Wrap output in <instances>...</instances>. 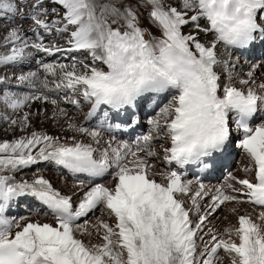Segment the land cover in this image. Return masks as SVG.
Returning <instances> with one entry per match:
<instances>
[{"label":"snow or ice","instance_id":"obj_1","mask_svg":"<svg viewBox=\"0 0 264 264\" xmlns=\"http://www.w3.org/2000/svg\"><path fill=\"white\" fill-rule=\"evenodd\" d=\"M257 47L264 0H0V67L36 64L11 84L0 77V118L22 133L0 140V264H264V210L201 235L226 203L234 214L264 209V57L243 75L233 59ZM33 101L53 105L72 134L29 131ZM61 102L87 109L85 121L103 110L102 124L84 126ZM146 103L148 130L118 139L112 130L139 126ZM231 144L247 158L243 178L229 173L213 189L174 170L210 169ZM153 160L172 169L156 171ZM41 163L76 177V191L56 188ZM80 174L111 183L85 186ZM33 200L52 222L8 215ZM97 209L114 222L98 219L100 242L88 244L77 221Z\"/></svg>","mask_w":264,"mask_h":264},{"label":"rangeland","instance_id":"obj_2","mask_svg":"<svg viewBox=\"0 0 264 264\" xmlns=\"http://www.w3.org/2000/svg\"><path fill=\"white\" fill-rule=\"evenodd\" d=\"M185 30H188V29H185ZM233 56H237V55L234 53ZM240 61H242V60H240ZM51 62H53V61H51ZM242 62H244V61H242ZM65 63H67V62H65ZM33 68H34V66H32V69ZM11 69H14V68H10L9 67V68H7V70H5L4 67H0V77H7V78H9V81H12L13 75H11V72H10ZM247 69H248V66L246 68H243V67H240L239 66V67H237L235 69V73L236 74H239V75H243L244 72L247 71ZM21 70L22 69H19L18 68L17 71H14L13 70V73L15 75H19L20 72H21ZM24 71L26 72L27 70H24ZM261 72H264V70L258 71L256 73L257 77H260L261 76ZM12 91H14V90H12ZM16 92H21V91H16ZM61 106L62 107H67L68 110L69 109L74 110L73 111L74 112L73 117L76 119L77 122L81 123V121H79L78 117L81 116V115H83V112L82 111H81V115L80 114L78 115L77 112L79 110L75 109L74 107L65 105V104H63V102H61ZM53 108H54V106L51 105L50 103H47V102H43V101H39V102L33 101V102H31L30 106L28 108L24 109V111H31L32 113L39 112V115H33L31 117V125H32V128L29 129V131H31V130H37L38 129V130H44V131H46L49 134L61 135L62 137L63 136L64 137L70 136L72 133L67 130V121H59L58 122L57 120L53 119V116H52ZM150 109H152V108H150ZM2 112H3V109H0V114H2ZM153 115H155V111L154 112L152 111V112L143 113L142 116H140V120L142 122L143 119H145V118L148 119L150 116H153ZM141 117H143V119H141ZM60 125H63V127H61ZM84 126L89 127V128H98V124L96 122H94V123H88V124H85L84 123ZM142 133H144V132H142ZM21 134L22 133H21L19 127H16L15 129L9 128L8 121L0 118V140H3V139H9L10 140L13 137L19 136ZM241 152H242V154H240ZM242 156H243V151H239L237 149L236 150V153L234 155V158H233V160L231 162V167H234V168L237 167V169L235 170V173H236L237 177H239V176L241 177V174H242V170L239 167L241 163H244ZM240 160H242V161H240ZM155 161H156L155 162L156 169H158V171H166L164 168H162L163 166L160 164L161 163L160 160H158V161L155 160ZM152 163H154V162H152ZM238 163H239V165H238ZM157 165H160L162 167L157 166ZM44 166L39 165L38 166L39 167V170L41 172H43V174L48 175V173L46 172L47 166H45V167ZM245 166H247V164ZM34 171H36L35 168L26 169L23 172L19 173L17 177H18V179L21 178V177L30 178L32 176V174H33ZM50 171H51V175H55L56 174L52 170H50ZM56 175L59 176V174H56ZM46 178H49L50 180L52 179L51 181L54 184V186L56 188L60 189L65 194H71V192L76 191V188L74 187L76 185V182L74 183L70 179L68 180L67 177H65V180L66 181H64V183L63 182H60L59 180L54 179V177L52 178L49 175L46 176ZM156 179L159 181L160 180V177L157 176ZM185 180H191V179H185ZM206 180H203L202 182H205ZM97 183L110 184L111 183V177H108L105 180H103L101 182H97ZM79 198H80L79 196H76L75 197V199H77V200ZM184 199L186 201V204H190V200H188V198L185 197ZM209 202H210V196L205 198V200L203 201V204H207ZM234 206L235 205L230 204V207L231 208H233ZM230 207L228 206V204H225V205L221 206L214 214H212L209 217V220H208L209 222L207 224V227H205V229H204V233H201V235H204L205 233H207L209 231V229H214V230H218L219 229L218 231H221V230H223V228H226V227H235L234 225L236 224L237 216L241 212H245V211L248 210L247 212L252 213L253 214V218L255 219L256 215H258V213L260 211H262V210L259 211V209L253 211L252 209H250L251 208L250 205L245 204V205H242V206H237L238 209H239L238 214H234V213H232L230 211L231 210V209H229ZM34 209H36V211H37V208H34ZM37 213H40V212H37ZM31 214H34V213H31ZM37 218H39L40 220L42 218L45 219V217H43V216H41V218H40V217H36V216L33 215V219H37ZM98 219H104V220H106L109 223H113L114 222L112 220V218H110V217L107 216V214H102L101 210L100 209H97L95 211V213H91L86 218L81 219V220H79L77 222L78 224L87 227L88 228V231L91 233V235H83V236H81V234L78 232L77 233L78 238L83 239L85 241V243H88V244L99 243L100 242L99 241V237L96 234V232L93 230V227H92L94 224H96V222L98 221ZM193 219H195L194 216H193ZM85 221H87V224H85ZM211 221L214 224H211L212 223ZM221 254H223V253H221Z\"/></svg>","mask_w":264,"mask_h":264},{"label":"bare ground","instance_id":"obj_3","mask_svg":"<svg viewBox=\"0 0 264 264\" xmlns=\"http://www.w3.org/2000/svg\"><path fill=\"white\" fill-rule=\"evenodd\" d=\"M145 23L147 24V21H145ZM185 31H188V30H185ZM260 58L258 59V61L262 58L261 56H259ZM43 59L44 60H59L60 62H66L67 61V58L66 57H61V56H57V57H47V56H44L43 57ZM51 62V61H50ZM49 62V63H50ZM32 66H34V68L33 69H35V67H36V65L35 64H32ZM5 70H7V68H5ZM13 70L14 69H11V75H13L14 73H13ZM264 70V69H263ZM15 71V70H14ZM150 108H152V106L150 107ZM69 111V113L73 116L74 115V110H72V109H69L68 110ZM87 111V109H84V110H82V112H83V115H81V116H79L78 117V119H79V121H85L84 120V113ZM76 114V113H75ZM98 119H96L95 121L96 122H98V123H101L102 124V122H103V114H99V116L97 117ZM121 119H124V117L122 116L121 117ZM94 120H92L91 122H93ZM90 122V123H91ZM111 122H113V121H109V123H111ZM115 122H119V121H115ZM139 126H135V125H132L133 126V131H136V129H140V130H142V131H147V130H145V128H144V124H143V122H141V120H140V117H139ZM147 127H148V125H146ZM122 127H124V128H128V127H131V126H128V125H122ZM38 130V129H37ZM118 129H113L112 131H113V133L114 132H116ZM44 131V130H43ZM107 136V135H106ZM64 137V136H63ZM108 137V136H107ZM231 145H233V144H231ZM234 146H236L235 144H234ZM231 151H233V146H231ZM243 160L246 158V156H245V154L243 153ZM151 162H156L155 160H153V161H151ZM240 163V162H239ZM246 164H248V161L247 162H244V163H241L240 164V168H241V170H242V174H241V178H243V177H245L246 175H247V173H245L244 171H243V168L245 167V165ZM43 165H47V169H46V172L48 173V175L49 176H51L52 178L54 177V179H56V180H59L60 182H63L64 183V181H66L65 180V177H63L62 175H59V176H57V175H51V171H50V169H53V167H52V164H50V163H43ZM162 165L164 166V169L165 170H169V166L170 165H166V164H164V163H162ZM174 170H176V169H174ZM44 171V170H43ZM67 171V170H66ZM156 171H158V169H156ZM178 171V170H177ZM216 172H217V170H215ZM28 172V171H27ZM43 173V172H42ZM239 173V172H238ZM54 174V173H53ZM70 174V173H69ZM45 175V174H44ZM48 175H45V176H48ZM71 176H73L72 174H70ZM218 175H219V173H216L215 174V177L214 178H212L211 176H207L208 177V179L207 180H210V184H215L216 183V181H215V179L218 177ZM240 177V176H239ZM18 178V177H17ZM73 178H75L76 180H77V178L76 177H74L73 176ZM85 178V175H83V174H80V176H79V179L80 180H82V179H84ZM182 178H184L183 177V173H182ZM191 179H193V177H190ZM52 180V179H51ZM69 180V179H68ZM204 183V182H203ZM74 184V183H73ZM77 184V183H76ZM75 187V186H74ZM35 201L33 200V201H24V202H21L18 206H16V207H14V208H12L9 212H10V214H8V215H10V216H19V215H28V213H26L25 212V210L24 209H28V210H30L31 208H37V211H36V209H34V211H35V216H43V217H45V219L44 218H42L41 219V221H44V222H52V218H50V217H47V216H45V212L47 211L46 209L44 210V209H41L40 208V206L38 205V204H36V203H34ZM247 206V205H246ZM251 206V205H250ZM241 208V207H240ZM250 209H252L253 211H255V210H258L259 209V211H260V208H253V206H251V208ZM247 210V209H246ZM248 211V210H247ZM37 212H40V213H37ZM252 212V211H251ZM257 212V211H256ZM41 218V217H40Z\"/></svg>","mask_w":264,"mask_h":264}]
</instances>
